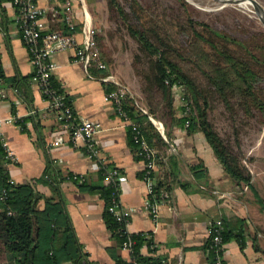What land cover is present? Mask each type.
I'll return each instance as SVG.
<instances>
[{"label": "crops", "instance_id": "1", "mask_svg": "<svg viewBox=\"0 0 264 264\" xmlns=\"http://www.w3.org/2000/svg\"><path fill=\"white\" fill-rule=\"evenodd\" d=\"M80 1H73L77 21L82 19V7H85L84 4L79 5ZM39 4L46 11L45 19L49 26L51 4L49 0H39ZM15 16L13 4L9 0L3 1L0 17V63L3 73L0 81V118L12 114L26 117L24 129L15 123L0 125L2 137L18 155V160L8 168L11 180L26 182L37 178L48 163L62 173H82L95 180L96 166L86 156L81 140L52 144L66 130L56 120L47 100L31 79L33 66ZM76 36L80 38L79 33ZM71 53V50H63L54 54L56 66L53 76L70 97L78 118L101 123L102 130L97 139L103 154L120 169V199L125 204L140 207L146 192V182L140 177L143 161L135 153L128 128L105 99L109 84L87 77L83 67L72 61ZM108 72L128 88L122 82V76L111 66ZM30 108L34 110L32 119L27 118L30 115L26 116ZM167 128L171 137L163 150V160L165 162L170 155L177 159L175 176L171 181L172 202L160 205L156 221L139 209L126 224L128 232H149L157 244L153 252L144 244L141 252L160 255L168 264H207L203 250L208 237L207 228L221 217L227 219L231 231H240L243 235L242 245L237 239L225 242V263L264 264V128L254 134L253 144L242 145L244 161L250 173L249 186L239 185L224 172L200 131L188 133L185 128L176 125H168ZM161 134L165 138L164 130ZM198 162L206 168V179H195L192 174L190 166ZM169 170L168 164H156L157 174H169ZM35 187L44 195L58 197L49 184L36 182ZM59 195L64 199L86 259L96 264H115V256L129 260L128 250L119 246L104 223V203L97 194L79 190L71 181H62ZM257 197L261 198V203ZM38 206L43 207V199L38 201ZM238 219H242L241 226ZM2 264L7 263L4 261Z\"/></svg>", "mask_w": 264, "mask_h": 264}, {"label": "trees", "instance_id": "2", "mask_svg": "<svg viewBox=\"0 0 264 264\" xmlns=\"http://www.w3.org/2000/svg\"><path fill=\"white\" fill-rule=\"evenodd\" d=\"M3 1L5 0H0V17ZM108 6L115 9L131 37L138 43L140 53L146 58L144 62H139L143 63V67L138 70V74L142 79V91L146 93L145 98L148 99L150 112L155 111L151 99L155 101L157 94L159 99L157 103L163 104L164 114L168 116V120L164 122L166 127L164 138L149 118L151 114L148 111L144 112V108L131 97L126 96L124 99V107L130 118L139 124L148 142L156 147L157 163L168 164L170 167L169 174L151 172L155 180L154 198H158V191L162 188L171 190V181L177 168L175 156H168L165 162L162 156L171 137L168 125L185 128L188 133L200 131L224 172L239 185L249 186L250 173L246 164L241 161L243 158L241 152L221 136L208 118V98L215 94L234 116L238 115L239 111L246 117L254 116L255 111L264 113V58L258 57L255 53H250L248 58L238 55L229 43L244 47L240 40L204 21L194 20L187 14L192 37L189 54L197 55L200 61L198 69L206 79V85L202 88L192 71L185 68V65L190 64V58L187 56L188 48L183 47V43L174 38L164 25L157 22V19L145 14V8L141 4L133 0L129 12L125 11L118 0H108ZM48 21L49 29L70 32L58 15L50 13ZM77 29L79 24L76 25ZM94 72L100 74L99 71ZM50 81L57 92L63 93V101L72 105L70 97L53 74ZM174 86L180 90L182 102L176 107L173 106ZM106 87V90L110 89V85ZM25 118L24 116L17 122L21 129L25 128ZM27 118L32 119L34 115L31 114ZM236 136V145L240 148V140L237 134ZM132 144L134 146L133 142ZM8 162L0 135V264L4 261L7 264L67 262L96 264L86 259V253L77 241L64 199L59 195L62 181H71L79 190L97 194L103 200L102 218L121 247L122 242L127 238V233L123 224L117 221L113 212L109 210L113 186L104 182L101 170H97L95 180L88 179L85 174L81 180L79 176L73 177V172L62 173L48 163L39 177L26 182H14L6 166ZM190 169L195 179H206L207 171L202 162L191 165ZM142 176L143 171L140 173V177ZM36 182L49 184L58 197L38 192L35 187ZM40 199H43V207L38 206ZM257 199L261 203V198L257 197ZM238 222L241 226L242 219H238ZM222 223V241L237 239L242 245V233L231 231L227 219L222 218ZM128 234L133 241L130 258L124 260L120 256H115V264H168L160 255L141 252L144 244L150 252L156 249L152 246L154 242L149 232ZM203 250L207 264H214L215 252L210 237H207Z\"/></svg>", "mask_w": 264, "mask_h": 264}, {"label": "built area", "instance_id": "3", "mask_svg": "<svg viewBox=\"0 0 264 264\" xmlns=\"http://www.w3.org/2000/svg\"><path fill=\"white\" fill-rule=\"evenodd\" d=\"M16 9L15 20L17 28L20 32L22 42L28 52L29 60L33 66L31 79L39 87L41 93L48 102V107L55 114L56 120L66 130L65 134H59L52 142L53 145L63 143L65 140L74 143L81 140L84 145L86 156L93 162L97 170H101L104 176V182L113 186L112 202L109 210L113 212L117 221L123 224L127 233V238L122 242L121 248L131 253V245L133 243L126 230V224L130 216L137 210L141 209L147 212L154 221L159 216V207L164 203L172 202V192L167 189L158 191V198H154L155 180L151 176V172L155 171L158 151L155 146L150 144L145 137L139 124L133 121L127 109L124 107V99L127 95V88L116 76L107 73L110 66L95 40V31L91 25L89 13L86 7H82V19L77 21L73 10L74 0H49L51 4V13L58 15L63 19L70 32L49 29L46 23V11L40 6L39 0H9ZM79 29L76 30V25ZM80 38H77V34ZM71 50L72 61L81 65L89 78L98 79L110 85V89L106 90L105 99L108 100L116 113L122 120L123 124L128 128L132 142L134 143L135 153L143 161L142 179L146 182V192L142 200L141 206L125 204L120 199L122 188V178L120 169L111 162L105 154H103L97 136L102 130V125L98 121L85 118H78L74 108L70 104L63 101V93H59L52 86L50 78L56 66L54 54L58 51ZM94 71L102 73L96 74ZM2 80V69L0 63V81ZM3 96V94H2ZM146 112L145 109H143ZM33 109H29L26 113L31 115ZM24 116L12 114L7 118H0V125L3 123H17ZM152 119L151 116H149ZM157 127L163 132L161 122ZM1 135V133H0ZM165 136V135H164ZM2 144L6 151V157L9 160L7 168L18 160V155L8 145L7 141L2 137ZM83 179L82 173L73 172V177ZM222 218L215 219L207 228V236L211 238L213 250L215 252L214 264H225L224 248L225 242L222 241ZM154 247L157 246L153 243ZM138 264V263H130Z\"/></svg>", "mask_w": 264, "mask_h": 264}, {"label": "rangeland", "instance_id": "4", "mask_svg": "<svg viewBox=\"0 0 264 264\" xmlns=\"http://www.w3.org/2000/svg\"><path fill=\"white\" fill-rule=\"evenodd\" d=\"M135 1L145 8V14L152 19H157V22L164 25L174 38L183 43V47L188 48L187 56L190 58V64L185 65V68L192 71L202 88L206 85V79L198 69L200 61L197 55L189 54L192 37L187 14L194 20L204 21L217 30L240 40L244 47L229 43L238 55L248 58L250 53H255L258 57L264 58V25L251 5L242 4L239 0ZM257 1L264 8V0ZM118 2L125 11L129 12L133 0H118ZM81 4H84L89 13L91 25L95 31V40L103 57L107 59L111 68L122 76V82L128 86L126 96L134 99L141 107L143 106L142 108L151 114L152 122L156 126L161 122L165 130L164 122L168 120V116L164 114L163 104L157 103L158 95L155 94V101L151 99L155 111L150 112L148 99L145 98L146 93L142 91V79L138 70L143 67V63L139 62H144L146 58L140 53L138 43L127 31L123 20L115 9L108 6V0H81L79 5ZM173 98L174 107L182 103L180 90L176 86H174ZM208 100L207 112L210 122L221 136L241 152L243 156L241 161L245 164L242 145L243 143L248 146L253 144L254 134L264 128V113L255 111L254 116L246 117L239 111L238 115L234 116L215 94L210 95ZM236 134L240 140V148L236 145Z\"/></svg>", "mask_w": 264, "mask_h": 264}, {"label": "water", "instance_id": "5", "mask_svg": "<svg viewBox=\"0 0 264 264\" xmlns=\"http://www.w3.org/2000/svg\"><path fill=\"white\" fill-rule=\"evenodd\" d=\"M251 6L259 13L258 19L264 25V8L257 0H251Z\"/></svg>", "mask_w": 264, "mask_h": 264}, {"label": "bare ground", "instance_id": "6", "mask_svg": "<svg viewBox=\"0 0 264 264\" xmlns=\"http://www.w3.org/2000/svg\"><path fill=\"white\" fill-rule=\"evenodd\" d=\"M226 1H228V0H226ZM239 1H240V3H242V4H245V5H251V0H239ZM255 12H256V9H255ZM256 14L259 15L258 12H256Z\"/></svg>", "mask_w": 264, "mask_h": 264}]
</instances>
